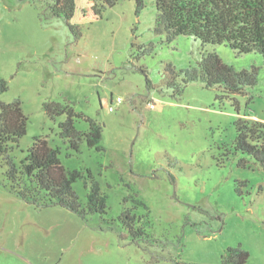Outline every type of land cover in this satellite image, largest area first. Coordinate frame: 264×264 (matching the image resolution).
<instances>
[{
    "label": "rangeland",
    "instance_id": "obj_1",
    "mask_svg": "<svg viewBox=\"0 0 264 264\" xmlns=\"http://www.w3.org/2000/svg\"><path fill=\"white\" fill-rule=\"evenodd\" d=\"M98 3L75 0L67 22L0 0L8 84L0 101L19 99L28 117L8 157L19 165L35 138H46L67 171L82 173L73 189L83 204L94 180L107 196V213L86 218L37 208L11 190L0 155V264H222L230 247L246 249L247 264H264V166L234 151L239 118L264 122V56L192 35L168 41L154 31V0L139 11L135 0H119L102 15ZM207 52L236 72L255 67L256 82L230 96L200 81L184 85L181 71L198 68ZM47 101L101 124V149L84 139L72 150L60 127L67 115L50 117ZM76 127L90 124L77 118ZM124 214L137 216L133 234Z\"/></svg>",
    "mask_w": 264,
    "mask_h": 264
},
{
    "label": "trees",
    "instance_id": "obj_2",
    "mask_svg": "<svg viewBox=\"0 0 264 264\" xmlns=\"http://www.w3.org/2000/svg\"><path fill=\"white\" fill-rule=\"evenodd\" d=\"M24 1L37 5L41 17L46 19L60 17L70 22L75 12V0ZM118 1L99 0L93 7L95 14L102 15L107 7ZM154 1L157 7L154 31L166 34L168 41L180 34L192 35L205 44L225 43L238 54L257 51L264 56V0ZM135 3L137 11L144 7V0H135ZM256 72L255 67L236 72L217 53L207 52L199 61L198 68L181 71V74L184 75V85L200 81L207 87L219 86L223 88V96H230L243 91L244 86L254 84ZM169 82L174 86L173 80ZM174 87L182 91V87ZM7 89V82L0 79V93ZM44 109L52 118L67 115L60 127L72 150L79 151L84 139L90 147L101 149L103 127L96 120L58 102L47 101ZM77 118L89 122L88 131L77 129ZM27 126L28 117L19 99L9 103L0 101V155L8 158L6 177L11 190L37 208L61 206L83 218L88 214H106L107 196L101 192L99 182H92L87 202L83 204L73 189V183L83 176L82 173L79 170L67 171L59 157V148L52 147L48 139L36 137L19 165L8 157L13 144L27 133ZM236 132L234 151H241L264 166V122L241 117L236 122ZM246 164V159L239 161V165ZM121 219L128 223L133 234L137 216L124 214ZM137 234H145L144 229L138 228ZM249 255L242 247H230L222 264H247Z\"/></svg>",
    "mask_w": 264,
    "mask_h": 264
},
{
    "label": "built area",
    "instance_id": "obj_3",
    "mask_svg": "<svg viewBox=\"0 0 264 264\" xmlns=\"http://www.w3.org/2000/svg\"><path fill=\"white\" fill-rule=\"evenodd\" d=\"M120 99H121V98H119L118 100L120 101ZM111 110H114V107H113V106H111Z\"/></svg>",
    "mask_w": 264,
    "mask_h": 264
}]
</instances>
